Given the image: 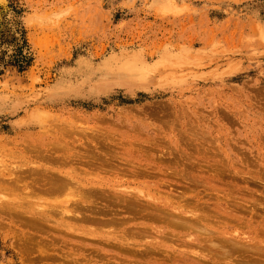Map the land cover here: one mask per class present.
Here are the masks:
<instances>
[{
  "label": "rangeland",
  "instance_id": "obj_1",
  "mask_svg": "<svg viewBox=\"0 0 264 264\" xmlns=\"http://www.w3.org/2000/svg\"><path fill=\"white\" fill-rule=\"evenodd\" d=\"M4 5L0 264H264V0Z\"/></svg>",
  "mask_w": 264,
  "mask_h": 264
},
{
  "label": "bare ground",
  "instance_id": "obj_2",
  "mask_svg": "<svg viewBox=\"0 0 264 264\" xmlns=\"http://www.w3.org/2000/svg\"><path fill=\"white\" fill-rule=\"evenodd\" d=\"M4 4V0H0V6H2ZM10 9V8H9ZM0 10H2V14H0V17L2 18V16L3 17H5L6 16V18H7V16H8V13H9V11H8V9H7V7H6V5H4L3 6V8L2 9H0ZM1 12V11H0ZM11 12V11H10ZM7 14V15H6ZM4 20H0V33H1V37H0V40H3L2 42L4 43L3 44V47L2 48H5L6 49V51L7 52H11V50H12V47H13V45H14V43L15 42H17V39H18V35L17 34H14V28L13 27H11V25H8V23L6 22V21H4ZM68 155V154H67ZM70 156V155H69ZM72 156H74V155H72ZM59 157L61 158V156H58V159H59ZM55 158V157H54ZM53 158V159H54ZM67 158V157H66ZM65 158V159H66ZM76 158V157H75ZM63 159V158H62ZM61 159V160H62ZM55 160H57V158L55 159ZM60 160V161H61ZM59 161V163H62V161H64V160H62L61 162ZM69 162H71V161H69ZM65 163V162H64ZM67 163H68V161H67ZM63 164V163H62ZM44 170V169H43ZM45 171V170H44ZM49 171V170H48ZM69 171H71V170H69ZM50 172V174H47V173H43L44 174V179H40L41 181H40V183H38V185L36 186V190H38V191H48V192H62V191H64V192H69V193H66V195L67 196H69L73 191H76V190H80V189H78V188H75V185H79L77 182H75V178L74 177H71L70 175H65L64 177H62L61 175H57L55 172H51V171H49ZM57 172V171H56ZM60 173V172H59ZM70 173V172H69ZM46 179V180H45ZM74 183H73V182ZM95 184H98V182H96V181H92V182H89L87 185H95ZM100 185H102L103 183L101 182V183H99ZM86 185V186H87ZM80 186V185H79ZM78 186V187H79ZM98 187V186H97ZM94 188V187H93ZM70 189H73V190H71L70 191ZM76 189V190H75ZM90 189H91V187H90ZM116 189V188H115ZM93 190V189H92ZM99 190V189H98ZM98 190H95L96 191V193L97 192H99V193H102V192H100V191H98ZM107 189H105V191H106ZM82 191H83V189H82ZM112 191V190H111ZM84 192V194L86 193V191L84 190L83 191ZM87 192H89V190H87ZM90 192H92V191H90ZM89 192V193H90ZM93 192H94V190H93ZM92 192V194H88V195H93L94 193ZM119 193V192H118ZM129 193V192H128ZM138 194H140V192H137ZM74 193H72L71 194V197H73L72 195H73ZM83 193H82V195H81V197H83V196H85V198H86V196H88V195H84ZM87 194V193H86ZM65 195V194H64ZM65 195V196H66ZM75 195V194H74ZM136 195V194H135ZM146 195V194H145ZM66 196V197H67ZM120 197H122V195H119ZM119 196H117L118 198H120ZM126 197V196H125ZM77 198V197H76ZM127 198H130V197H127ZM68 199H70V198H68ZM75 199V198H74ZM131 199V198H130ZM76 200H78V199H76ZM133 200V199H132ZM70 201V200H69ZM129 201H131V200H128V202ZM66 202V201H65ZM80 202V201H79ZM82 202H84L83 200L81 201V203ZM127 202V201H126ZM69 203V202H68ZM71 203H72V201H71ZM131 203H132V201L131 202H129L128 203V205H130L131 206ZM66 204V203H65ZM74 204V206H75V204H76V206H78L77 204H79L80 205V203H73ZM84 203H82L80 206H83L84 208H85V206L83 205ZM64 205V204H63ZM67 205V204H66ZM90 206V205H89ZM129 206V207H130ZM53 207H57V206H53ZM83 207H80V209L82 208V209H84ZM87 208H89L88 206H86ZM128 207V208H129ZM60 208V207H59ZM63 208V207H62ZM69 208V207H68ZM73 208H75V207H73ZM79 208V207H78ZM90 208H93V207H90ZM53 209H54V212H55V210H56V213H57V208H52V211H53ZM72 209V208H71ZM86 209V208H85ZM60 210H61V208H60ZM75 210H77V209H75ZM128 210V209H127ZM37 211V210H36ZM66 211V210H65ZM64 210L63 211H61V214H62V216H63V214L64 215H66V213H68V212H65ZM129 211H131V210H129ZM58 212H60L59 211V209H58ZM97 212V211H96ZM35 213V212H34ZM74 214H75V212L73 213V216H74ZM32 215V214H31ZM57 215H60V214H58L57 213ZM68 215H70V214H68ZM62 216L60 215V216H58V217H60V218H62ZM67 216V215H66ZM86 216V215H85ZM84 215L81 217V215H80V217L79 218H86ZM39 217V216H38ZM76 217H78V216H76L75 215V217H72V219L71 220H73L74 221V219L76 218ZM32 218V217H31ZM69 218V216L67 217V219ZM89 218H91V217H89ZM88 218V219H89ZM33 220H34V218H32ZM37 219H39V218H36L35 220H37ZM78 219V218H77ZM77 219H75V220H77ZM87 219V218H86ZM86 219H83V221L84 220H86ZM82 220V219H81ZM88 221V220H87ZM75 222V221H74ZM79 222V221H78ZM183 222V221H182ZM70 226H72V225H70ZM91 233H93V232H91ZM82 234V233H81ZM255 237H249L248 238V241H252L253 239H254ZM222 239V238H221ZM241 240V238L240 237H238V236H232V239H231V241L230 240H226L227 242L229 241V243L230 242H233V244H234V240ZM235 243H240V242H235ZM241 244V243H240ZM256 244V243H255ZM255 244H254V251H252V252H254V253H256L257 251L255 250ZM230 245H232V243H230ZM239 245V244H238ZM237 244H236V246H238ZM241 245H243V244H241ZM244 245H246V244H244ZM246 246H249V245H246ZM257 246V245H256ZM234 247V246H233ZM258 247H261V248H263L262 246H258ZM260 248H257V250H259ZM248 250L249 249H247V252H248ZM251 251V250H250ZM249 251V252H250ZM246 252V251H245ZM259 252H261V251H259ZM253 253V254H254ZM258 253V252H257ZM262 253V252H261ZM260 253V254H261ZM259 253L257 254V255H259V256H261ZM256 255V254H255ZM246 258V257H245ZM247 258H248V255H247ZM255 258V257H254ZM254 258H253V256H252V258L251 259H253L254 260ZM260 259V258H259ZM248 261V263H249V261L250 260H247ZM242 263H243V261H241ZM241 263V264H242ZM244 263H246V262H244ZM247 263V264H248Z\"/></svg>",
  "mask_w": 264,
  "mask_h": 264
}]
</instances>
